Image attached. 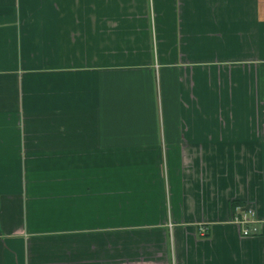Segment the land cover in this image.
Returning <instances> with one entry per match:
<instances>
[{"label": "crops", "instance_id": "obj_1", "mask_svg": "<svg viewBox=\"0 0 264 264\" xmlns=\"http://www.w3.org/2000/svg\"><path fill=\"white\" fill-rule=\"evenodd\" d=\"M0 264H264V0H0Z\"/></svg>", "mask_w": 264, "mask_h": 264}, {"label": "built area", "instance_id": "obj_2", "mask_svg": "<svg viewBox=\"0 0 264 264\" xmlns=\"http://www.w3.org/2000/svg\"><path fill=\"white\" fill-rule=\"evenodd\" d=\"M238 209H239L238 207H235V209H234V211H233V213H232V215H231V217L229 219L231 222H234L236 224H241L242 223V224H245V225H247L248 223L254 222V219L251 216L254 213H253V211L251 209H248L246 212L240 213V214L237 211ZM253 229H255V228H253ZM241 230H242V233L244 235H248V234L252 233L251 229L248 226L243 227Z\"/></svg>", "mask_w": 264, "mask_h": 264}]
</instances>
